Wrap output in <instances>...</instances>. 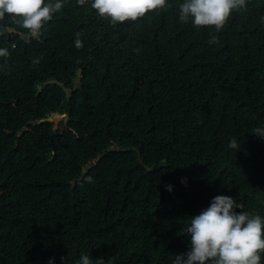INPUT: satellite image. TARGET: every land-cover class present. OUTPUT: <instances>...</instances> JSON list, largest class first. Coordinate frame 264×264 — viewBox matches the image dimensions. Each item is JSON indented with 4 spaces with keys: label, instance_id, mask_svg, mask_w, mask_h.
<instances>
[{
    "label": "trees",
    "instance_id": "obj_1",
    "mask_svg": "<svg viewBox=\"0 0 264 264\" xmlns=\"http://www.w3.org/2000/svg\"><path fill=\"white\" fill-rule=\"evenodd\" d=\"M62 2L38 40L0 21V264H173L218 195L264 219V0L219 33Z\"/></svg>",
    "mask_w": 264,
    "mask_h": 264
},
{
    "label": "clouds",
    "instance_id": "obj_2",
    "mask_svg": "<svg viewBox=\"0 0 264 264\" xmlns=\"http://www.w3.org/2000/svg\"><path fill=\"white\" fill-rule=\"evenodd\" d=\"M247 3L248 0H183L179 5V20L182 23L191 21L197 30L208 27L219 33L232 14L245 9ZM77 4H90L97 16L108 20L112 26L135 22L150 12L171 6L167 0H77ZM62 8V0H0V21L6 15L11 17L13 24L27 31V40L31 42V39L40 38L43 27ZM261 22L264 23V17ZM3 30L15 31L8 26ZM208 43H219L218 37L210 36ZM75 46L83 47L80 33H76ZM8 55L7 49L0 48V57ZM33 63L38 64L39 60ZM251 133L264 138V128H255ZM229 148L236 151L240 148L235 138L230 141ZM168 190H172L171 186ZM237 208L241 209V205L232 197L218 195L201 214L190 217V227L186 229L191 237L190 250L176 255L173 264H261L264 219L242 210L237 212ZM61 261L63 264L64 257ZM49 264H54V260ZM77 264H93V259L83 255ZM95 264H105V261L99 258Z\"/></svg>",
    "mask_w": 264,
    "mask_h": 264
},
{
    "label": "water",
    "instance_id": "obj_3",
    "mask_svg": "<svg viewBox=\"0 0 264 264\" xmlns=\"http://www.w3.org/2000/svg\"><path fill=\"white\" fill-rule=\"evenodd\" d=\"M77 74L79 75L80 74V70H78V72H77ZM51 83H58L59 84V82H57V81H55V80H52L51 81ZM47 83H44V85H46ZM68 91H66V94L68 95ZM59 115H57V114H53L51 117H48L47 119H46V121H48V122H50V121H53V119L54 118H57ZM67 117H65L64 119H66Z\"/></svg>",
    "mask_w": 264,
    "mask_h": 264
},
{
    "label": "rangeland",
    "instance_id": "obj_4",
    "mask_svg": "<svg viewBox=\"0 0 264 264\" xmlns=\"http://www.w3.org/2000/svg\"><path fill=\"white\" fill-rule=\"evenodd\" d=\"M61 118H62L61 116H58L57 118L53 119L54 127H56L58 125V123L60 122Z\"/></svg>",
    "mask_w": 264,
    "mask_h": 264
}]
</instances>
